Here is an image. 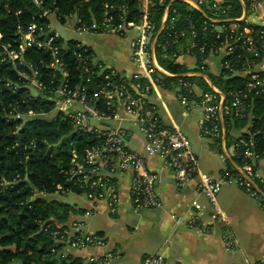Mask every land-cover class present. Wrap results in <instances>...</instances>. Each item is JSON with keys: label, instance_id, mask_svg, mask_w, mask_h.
Segmentation results:
<instances>
[{"label": "built area", "instance_id": "1", "mask_svg": "<svg viewBox=\"0 0 264 264\" xmlns=\"http://www.w3.org/2000/svg\"><path fill=\"white\" fill-rule=\"evenodd\" d=\"M242 4L246 7L244 0ZM249 13L258 11L264 0H248ZM140 8V22H126L122 14H112L106 6L104 20L91 26L81 24L76 30L84 33L114 34L124 36L132 29L140 30V34L132 41L131 50L134 62L143 73H136L131 78H120L117 70L99 63L94 53L89 54L87 46L78 42L70 50L76 59L78 69L81 71V81L71 79L68 64L64 58V50L69 47L60 46L59 33L52 28H39L37 24L29 28H18V43L14 47H5L4 60L18 64L22 67L19 74L24 79L26 86L35 90L54 104V112L62 113L72 123L74 130L90 134L96 139V144L89 147L83 157L76 152L72 155V168L69 171L70 181L80 188H88L87 193L91 200H105L112 209H117L121 204V195L117 178L125 174H131L130 200L136 213L142 210H162L163 198L158 190L159 174L148 169L147 159L139 152L130 148L129 144L134 138L123 127L110 126L109 122L118 118L119 110L127 116L124 120L131 121L138 127L144 136V149L148 156L161 158L166 167L173 170L177 186L184 187L195 177L199 178L198 190L205 195L214 205L216 213L213 218H218L216 198L226 185H235L250 194L254 199L261 200L264 208V192L258 187L256 164L264 160V155L258 154L253 149V143L238 137L232 143V148L243 151L244 162L233 172L226 169L221 176H213L202 173L194 154L190 140L179 129H168L161 124L157 109L152 105L148 96L154 88L160 86L163 72L155 63L156 37L155 24L150 20L152 0H137ZM217 13H226L219 5L214 4ZM247 9V8H246ZM123 12V10H122ZM219 15V13H218ZM44 16L50 17L49 12ZM211 26L217 31V38L225 30L217 25V19H210ZM206 24V23H205ZM206 29V28H205ZM233 35L228 41L222 43L226 55L234 53L239 42L247 46V51L258 55V47L252 38V31ZM175 37V38H174ZM174 41L179 39L190 40L188 53L197 51L201 56L202 65L200 71L206 73L204 57L207 56L206 45L198 46L197 33L192 30L178 31L173 34ZM35 49L44 54L47 59L40 58L33 62L27 59V52ZM216 49V51L218 50ZM264 50V48H263ZM226 69H231L229 61L221 64ZM99 69L102 77V85L98 91L89 94L88 84L90 78H83L85 74H93V68ZM264 72V71H263ZM246 92L232 91L230 101L227 96L214 85H210V91H202L195 94L196 85L192 81H181L180 85L184 93L179 94V100L183 105H188L193 99L202 108L204 113L202 135L213 140H224L227 134L221 123L225 116L244 118L247 116L248 106L245 102L248 93L255 91L264 96V73L252 72ZM192 96V97H191ZM100 104L101 107H97ZM55 112V113H56ZM33 111L27 114L17 113L16 118H31ZM260 182H262L260 180ZM59 190H63L59 187ZM65 192V191H64ZM188 223L190 227H197L205 231L202 225V206L193 201L189 206ZM67 232L59 236V243L64 246L62 253L68 254L72 248H105L106 239L98 233L85 232L78 223H74ZM225 247L227 251H237L239 243L233 234L225 235ZM119 257L109 251L104 254L92 255L87 262L90 264H112ZM142 264H166V258L162 254L146 256ZM264 264V257L257 263Z\"/></svg>", "mask_w": 264, "mask_h": 264}, {"label": "trees", "instance_id": "2", "mask_svg": "<svg viewBox=\"0 0 264 264\" xmlns=\"http://www.w3.org/2000/svg\"><path fill=\"white\" fill-rule=\"evenodd\" d=\"M244 2L249 14V1ZM152 3L150 20L155 24L154 37L161 31L155 47L156 58L172 74L185 71L184 66L175 62V55L188 42L179 39L176 43L174 32L194 30L198 46L205 44L208 55L228 41L233 35L232 29L234 36L252 30L258 55L249 53L242 42L234 44V53L226 55L222 61H229L232 71L221 66L219 76H209L212 84L227 96V101H230L232 91L246 92L250 76L244 73L264 62V25L239 20L244 13L240 0H224L220 7L226 13L219 11V15L216 9L211 10L207 5L203 4L201 10H196L183 0H152ZM106 6L112 14L123 13L126 22H140L137 0H0V264H90L70 253H62L64 246L59 243V236L69 230L67 223L79 210L50 196L64 191L76 194L90 192L89 187L75 186L73 181L76 178L70 181L69 171L73 153L83 157L97 141L90 134L74 130L70 120L60 112L50 119L46 118V115L54 112V104L41 94H34L26 86L19 74L22 67L4 60V48L14 47L18 43V28H29L33 24L39 28H51L50 17L44 16V12L54 15L62 24L77 15L81 24L91 26L104 20ZM168 7V18L162 29ZM213 18L218 20L217 25L228 29L221 38H217L218 33L211 26L210 19ZM78 42L58 41L60 46L66 44L69 47L63 51L64 58L70 77L75 81H81L82 73L70 47L73 49ZM87 48L88 53L92 54L93 51ZM194 53L201 63L199 53ZM26 58L35 63L40 58L47 59L35 49L29 50ZM93 71V74L83 76L85 80L90 78L89 94L98 91L102 85L99 69L95 67ZM159 75L162 76V87L169 88L171 83L180 84L181 81L194 82L189 77ZM200 86L206 92L211 90L204 82H200ZM245 102L248 106L246 117L225 116L221 123L226 128V143L229 146L237 141L228 132L245 129L240 137L252 142L256 153L264 155V96L252 91ZM30 111L35 114L31 118L15 117L17 113L27 114ZM233 160L237 165H242L243 151L237 150ZM229 169L236 171L231 165ZM60 186L63 190H59ZM258 187L264 191V183L259 179ZM55 232L60 235L55 237Z\"/></svg>", "mask_w": 264, "mask_h": 264}, {"label": "crops", "instance_id": "3", "mask_svg": "<svg viewBox=\"0 0 264 264\" xmlns=\"http://www.w3.org/2000/svg\"><path fill=\"white\" fill-rule=\"evenodd\" d=\"M189 7L201 10V5H207L215 10L214 4L222 5L224 0H183ZM213 5V6H212ZM167 8L163 24L168 18ZM247 7L243 16H248ZM218 16V15H216ZM248 23L264 25V1L258 11L247 17ZM75 28V27H74ZM164 29V28H163ZM140 30L132 29L124 36L114 34L87 33L79 42L89 47L95 59L117 70L120 75L131 78L143 70L134 62L131 50L132 41L140 34ZM159 35V33H158ZM158 35L156 42L158 40ZM187 44L178 49L175 55L176 63L184 66L181 74H172L163 68L155 54V63L167 77H189L195 85L198 96L204 89L200 82L213 85L209 76L217 77L222 71V61L226 56L224 48L210 52L204 57L206 73L200 71L195 53H188ZM246 73H244L245 75ZM179 83H171L170 87L158 86L148 96L149 102L157 109L161 124L168 129H179L189 140H209L207 148L200 152L193 150L199 163V170L207 175L218 178L222 172L239 167L233 158L236 152L225 139L213 140L202 135L204 113L202 108L191 99L186 106L179 100V94L184 91ZM201 111H200V110ZM200 111L197 112V111ZM119 110L118 118L109 122L110 126L123 127L132 136H136L129 144L130 148L139 152L147 159L148 169L159 174L158 190L164 201L162 210H142L136 213L130 200L131 174L117 178L121 204L112 209L105 200H91L87 193L83 195V203L71 204L79 210L68 221L71 228L78 223L87 233H98L103 236L107 245L105 248H72L70 254L88 260L92 255L113 252L119 258L112 264H142L146 256L162 254L166 264H254L264 257V208L259 200L235 185H226L216 198L218 218L212 202L198 190L199 178L195 177L184 187L177 186L173 170L166 167L159 157L148 156L144 149V136L133 124L124 127V122H131ZM118 122V125H114ZM226 129V128H225ZM245 129H233L231 136L238 138ZM204 138V139H203ZM221 145V147H220ZM259 180L264 183V160L256 164ZM264 192V191H263ZM60 196L76 194L73 192L57 193ZM52 198V195L50 196ZM193 201L202 206V225L205 231L190 227L188 209ZM257 201V202H256ZM66 203V202H65ZM70 204V203H68ZM233 234L239 243V249L231 252L225 247V235Z\"/></svg>", "mask_w": 264, "mask_h": 264}, {"label": "rangeland", "instance_id": "4", "mask_svg": "<svg viewBox=\"0 0 264 264\" xmlns=\"http://www.w3.org/2000/svg\"><path fill=\"white\" fill-rule=\"evenodd\" d=\"M244 8H245V6H244ZM249 15H252V14L249 13ZM249 15L243 16V17L239 18V20H247V17H249ZM78 20H79L78 16L74 15V16L70 17V19L68 20V22L66 24H62L56 19V17L54 15H52V16H50V22H51L50 27L53 30H56L59 33V35L61 36V38L65 41H70V40H75V41L80 40L81 41L84 39V37L86 36L87 33L79 32L76 30V27L79 26ZM250 31H252V30H250ZM252 34H253V31H252ZM262 71H264V62H262L260 65H256L255 67L249 68L247 70L246 74H250L252 72H262ZM32 92L34 94L37 93L35 90H32ZM199 110L197 112L200 113L201 110L200 111ZM55 112H52V113L46 115V118H49V119L52 118L55 115ZM118 124H119L118 122H115L114 125H118ZM131 124H133V123L132 122H124L123 126L127 127ZM190 142H191L192 150H194L198 153V152H200L201 148L205 149L208 147L209 140H207V139L202 140L201 139L200 141H197L195 139H190ZM60 195L61 194H59V195L54 194V195H52V199H57L59 201L70 203V204H74L75 201H77L78 203H83V200H84L83 195H77V194H70L68 196H60ZM260 202L262 203V201L261 200L258 201L259 205H260Z\"/></svg>", "mask_w": 264, "mask_h": 264}, {"label": "water", "instance_id": "5", "mask_svg": "<svg viewBox=\"0 0 264 264\" xmlns=\"http://www.w3.org/2000/svg\"><path fill=\"white\" fill-rule=\"evenodd\" d=\"M164 27H165V23L163 24L162 29H163ZM160 34H161V31L159 32V35H160ZM159 35H158V36H159Z\"/></svg>", "mask_w": 264, "mask_h": 264}]
</instances>
